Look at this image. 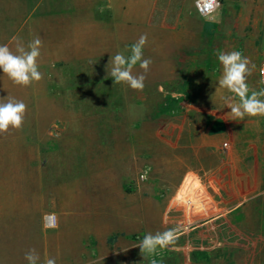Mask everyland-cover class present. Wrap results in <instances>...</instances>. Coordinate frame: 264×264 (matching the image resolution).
<instances>
[{
	"label": "rangeland",
	"instance_id": "obj_1",
	"mask_svg": "<svg viewBox=\"0 0 264 264\" xmlns=\"http://www.w3.org/2000/svg\"><path fill=\"white\" fill-rule=\"evenodd\" d=\"M25 1L24 23L13 24L17 20H5L0 0V45L16 53L17 41L27 48L38 36L42 46L37 63L43 78L25 87L0 70V102L13 97L27 105L22 128L0 134V264H28L24 257L32 248L40 255L39 264L47 258L69 264L64 252L57 256L51 249L55 228H47L44 217L53 214L51 196L64 188L75 166L80 168L92 155L112 151L106 144L110 132L123 130L135 136L138 157L127 190L148 185L146 194L160 196L167 189L162 185L167 178L161 169L162 132L168 120L175 126L178 115L193 108L190 101L214 98L216 106L211 109L228 114V147H223L228 155L229 136L234 132L255 138L262 128L261 116L234 120L225 107L224 98L234 94L218 85L222 75L218 53L239 51L247 57L255 65L247 84L258 91L264 0H228L229 17L237 21L228 31V42L217 41L215 27L184 0H125L117 10H105L97 0H69L60 4L64 8L41 0L39 9L32 8L36 0ZM142 34L147 35L144 58L152 61L144 89L114 84L110 57L122 51L130 55L124 50ZM142 72L135 66L134 74ZM190 78L197 86L188 93L184 89L192 88ZM143 171L147 173L140 180ZM130 253L136 264H161L168 255L165 247L153 253H141L138 247ZM133 261L125 255L120 264ZM240 261L237 257L233 264Z\"/></svg>",
	"mask_w": 264,
	"mask_h": 264
},
{
	"label": "crops",
	"instance_id": "obj_2",
	"mask_svg": "<svg viewBox=\"0 0 264 264\" xmlns=\"http://www.w3.org/2000/svg\"><path fill=\"white\" fill-rule=\"evenodd\" d=\"M36 1L33 9L41 7V0ZM187 1L192 7L195 0ZM25 2L2 0L5 20L23 24ZM69 2L50 0L54 8H64L60 4ZM96 3L105 10H117L126 1ZM205 20L215 27L219 42H228V31L237 24L229 17L228 0H221L219 10ZM189 81L192 88L184 89L188 93L197 86L193 78ZM190 102L193 108L178 115L175 126L168 120L162 132L161 169L167 173L162 185L167 189L160 196L146 194L148 185L127 190L138 150L135 136L123 130L109 133L106 144L111 152L92 155L90 161L72 169L67 184L50 199V211L57 221L51 249L57 256L64 252L69 264H120L128 255L136 264L130 253L140 244L136 238L172 230L173 241L164 246L168 255L163 264H233L237 257L241 264H264L263 125L255 138L238 137L235 132L229 136L232 151L228 155V148L223 149L228 147V114L211 109L216 106L214 98ZM196 186L203 193V210L194 213L192 227L180 232L182 214L172 199Z\"/></svg>",
	"mask_w": 264,
	"mask_h": 264
},
{
	"label": "clouds",
	"instance_id": "obj_3",
	"mask_svg": "<svg viewBox=\"0 0 264 264\" xmlns=\"http://www.w3.org/2000/svg\"><path fill=\"white\" fill-rule=\"evenodd\" d=\"M147 44V35L142 34L139 39L124 51L111 56L108 65H111L110 76L114 84H127L133 90L142 91L145 87L146 74L152 63L150 58H144L143 48ZM41 39L37 36L27 48L22 42L17 41L16 53L8 45H0V70L6 74L15 84L29 86L34 81L43 78L39 71L37 59L40 56ZM218 60L222 65V75L218 81L219 87L225 88L230 95L224 98L225 107L229 108L234 120H243L245 116H264V88L259 91L252 90L247 84V77L255 68L251 61L239 51L219 52ZM107 65V67H108ZM143 70L140 74H134L135 66ZM264 84V80L261 81ZM238 97V102H234ZM27 105L23 101L8 97L0 102V134L8 133L10 129L19 130L24 123ZM173 241V231L162 233H147L138 247L141 253H153L157 247H164ZM28 264H39L40 255L35 248L25 253ZM44 264H56L55 258H47Z\"/></svg>",
	"mask_w": 264,
	"mask_h": 264
},
{
	"label": "built area",
	"instance_id": "obj_4",
	"mask_svg": "<svg viewBox=\"0 0 264 264\" xmlns=\"http://www.w3.org/2000/svg\"><path fill=\"white\" fill-rule=\"evenodd\" d=\"M193 6L196 14L199 17L203 19H209L216 11L219 10L221 6V0H195ZM257 79L259 91L260 89L264 88V84L261 83V81L264 80V52L257 67ZM261 119L264 130V116H261ZM146 173L147 171H143L142 173H140L139 179L143 180L145 178ZM202 196L203 193L199 191L197 186L191 190H188L186 188L185 190L180 191L175 195L173 200L177 203L176 206L181 208L182 214V219L179 221L180 232L187 231L190 227L195 224V221L193 220L194 213L203 210ZM44 222L47 228H55L57 225L56 217L54 214L45 215ZM262 229L264 232V211Z\"/></svg>",
	"mask_w": 264,
	"mask_h": 264
}]
</instances>
